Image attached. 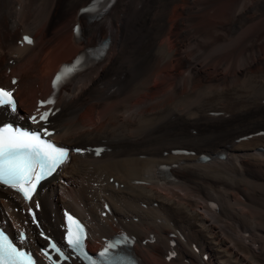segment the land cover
<instances>
[{"label":"bare ground","instance_id":"1","mask_svg":"<svg viewBox=\"0 0 264 264\" xmlns=\"http://www.w3.org/2000/svg\"><path fill=\"white\" fill-rule=\"evenodd\" d=\"M90 1L0 0V86L17 78V111L1 107L0 124H29L38 99L53 100L51 138L84 149L36 191L41 225L60 240L68 209L89 251L124 233L138 264H264V0H114L88 19ZM101 45L52 87L62 64ZM14 207L26 205L0 186L11 234L28 220ZM26 228L21 246L38 256L43 240Z\"/></svg>","mask_w":264,"mask_h":264},{"label":"snow or ice","instance_id":"2","mask_svg":"<svg viewBox=\"0 0 264 264\" xmlns=\"http://www.w3.org/2000/svg\"><path fill=\"white\" fill-rule=\"evenodd\" d=\"M100 2L101 0H96L97 4ZM90 10L85 9L84 11ZM76 31H79L78 26ZM24 40L29 44L33 43L28 37H24ZM72 70V67H66L61 74L57 75L54 86L58 85L63 77ZM46 103L52 104L54 101L49 100ZM43 105L44 102L41 106ZM0 106H7L11 112L17 111L16 101L13 99L11 91L0 88ZM50 114V112H44L40 115L39 120L36 115H33L30 119L34 123L43 121L46 125ZM43 135H51L46 127L37 132L14 129L11 125L0 127V186L15 189L30 200L37 184L54 172L58 166L65 163L68 159V150L42 139ZM73 223L76 228L74 231H70L67 243L74 250L82 251L81 234L83 228L75 221ZM120 243H122L121 240L110 243L100 253L103 264H125L124 257L119 253L113 254L109 251V249H116ZM51 247L56 251H60L55 244ZM85 256H87L86 253ZM24 260H26V255L18 251L5 236L0 234V264H18V262Z\"/></svg>","mask_w":264,"mask_h":264},{"label":"rangeland","instance_id":"3","mask_svg":"<svg viewBox=\"0 0 264 264\" xmlns=\"http://www.w3.org/2000/svg\"><path fill=\"white\" fill-rule=\"evenodd\" d=\"M68 32H70V31H68ZM68 32H67V33H68ZM19 41H20V40H19ZM1 85H3V86H7L6 83H2ZM20 112H21V114H22L21 117H23V114H25L24 109H21ZM12 121H13V122H16L15 119H14V117L10 118V120H9L8 122L11 123ZM78 146H79V145H78ZM7 202H8V200L5 201V203H7ZM13 210H14V209H13ZM14 212H15V211H14ZM43 244H44V242H43V243H40V245H43Z\"/></svg>","mask_w":264,"mask_h":264}]
</instances>
